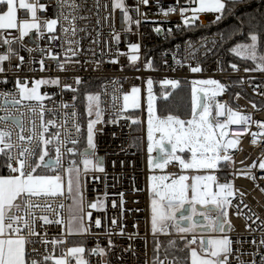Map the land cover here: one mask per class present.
Returning <instances> with one entry per match:
<instances>
[{
	"label": "snow or ice",
	"instance_id": "6c2138e0",
	"mask_svg": "<svg viewBox=\"0 0 264 264\" xmlns=\"http://www.w3.org/2000/svg\"><path fill=\"white\" fill-rule=\"evenodd\" d=\"M150 0H137V5L133 9L137 17L143 16V22L160 23L157 21H148L146 13H142L140 5L148 6ZM251 0H185V5L180 6L179 0H176V6L168 7L167 11L160 8V12L168 17L169 15L179 13L182 20V25H177L178 28L191 29L194 26H205L202 22V16L211 15L210 23L216 25L217 32L214 37H203L199 41L197 47L193 41L186 42L185 51L187 55L183 60H177L175 55L173 60L178 67L184 66V60L189 57L195 58V54L201 49L204 50V56L207 58L210 54L218 55V50H226L229 54L243 60L251 62L254 67H245V72L258 71L264 73V10L260 12H248ZM261 7L264 8V0H260ZM96 8H107L108 5H101L100 0H96ZM157 6H159L157 4ZM50 5L40 4L39 0L36 3H30L28 0H0V30L16 29L19 36L15 38L16 42H21L23 38L28 36L30 32L35 30L40 39H43L45 32L50 35L52 41H56L58 36L55 35L57 25H61V31L64 34L71 33L73 36L77 32L76 21L89 19L88 17L78 15L82 8V4L76 0H55V7L59 9V13L55 18H47L41 20L38 12H47ZM113 10H121L124 13L127 31L131 32L132 24L135 23L138 27L142 21L137 18L133 21L132 15L129 14L130 9L126 5L125 0H113L111 5ZM26 9L30 13V19L20 20L18 18V10ZM112 15L104 19H111ZM231 21H235L232 24ZM229 23L227 28L221 29L220 25ZM97 23H101L99 13L97 14ZM67 26H64V25ZM206 27V26H205ZM83 31L84 29H79ZM154 31L160 34L163 30L156 27ZM167 34H172V29H167ZM113 38L119 44L121 36L113 31ZM237 37L241 40H237ZM14 40L0 35V43L7 46V51L0 54V73L5 72L4 64L10 61L13 55H16L21 64L17 65L20 68L23 65L24 57L19 56L11 45ZM231 42V43H230ZM71 43V42H70ZM211 44V47L208 45ZM225 45H228L225 49ZM141 45L132 43L129 45L133 54L129 55L130 62L135 65L140 59L139 51ZM31 52L32 49H26ZM41 54L44 50L41 49ZM179 51V46L177 48ZM68 52L76 55V50L69 47ZM122 53H117V57ZM167 55V53H165ZM51 59L57 61L61 70H64V65L60 64L59 57L50 55ZM70 59L66 57V60ZM110 63H118V58L110 60ZM41 71L44 68V60L39 61ZM218 70L223 71V61L218 60ZM99 64H97V67ZM192 73H200L202 68L197 63V66L188 65ZM229 67L234 72H239L240 67L236 63H231ZM147 70H155L151 61L146 62ZM7 79L0 80V84H7ZM82 83L80 77H76V85ZM113 83H116L115 81ZM147 140L149 153V165L154 169H165L167 165L173 162H178V165L183 170H219L221 166L230 170L232 180L219 182L215 174L195 175L191 177L192 183H188L190 177L188 175H180L178 178H171L168 175H152L151 191L153 199L151 201V232L155 237L158 233L170 234L169 229L174 228L178 234H193L191 239H187L186 235H182L181 239L185 241V247L189 248L191 264H231L230 258L233 256L232 239L227 235L233 229V225L229 216V210L235 208L237 217L244 215L246 219L252 220L253 217L259 220L260 217L252 211L244 197L246 193L237 189L234 180L240 176H244L253 182L257 181L253 169L259 168L264 171V157L259 161L242 169L235 167L236 161L231 154L232 149H237L241 140L238 136L230 137L231 125H242L250 132L253 144L264 142V121H256L251 114H241L234 110L226 103H221L217 97L224 94L226 85L216 79L193 80L191 82V117L182 119L179 115L167 114L164 116L157 114L155 101L157 97L153 93L154 81L152 78L147 79ZM244 83L243 80L240 81ZM60 86L59 77L54 79H37L34 81V86L29 88L27 83H22L19 79L15 81V89L18 94L17 98L9 99L11 93H0L3 96V104L5 107L13 108L24 107L28 108L33 117L39 111L41 118L40 131L37 133V125L35 119L32 120L31 133L28 136L24 135V121L21 116L5 114L0 116V121L11 123L19 128L20 146L18 151H13L16 147L12 143V133L10 130H0V156L3 163L0 167H4L8 171V175L0 174V264H70V258L75 259V264H88L84 259L86 251L83 246L68 248L66 252H62L59 258L54 257L51 253H47L49 245L57 246L66 243L63 239H47V233L41 237L36 231L38 221H43L44 225L49 224H64L65 221L62 215L58 214V218L52 220L48 215L36 216L35 210L53 211L51 204L39 203L40 200H51L61 197H69L72 199V205L69 206V211L72 213L67 222V231L70 234H88L90 231L89 225L86 223L91 220L92 213L84 211V196L83 190L86 184L87 175L89 172H105L104 160L97 155V144L95 142V126L103 123V109L100 108V95L87 96V121L86 141L87 147L83 152H77L76 145L79 143V135L82 131V126L75 121L77 113H72L73 128L75 129L76 138H71L73 133L67 129L68 114L65 113V118L57 124L55 120H44L46 111L45 101L52 99L46 93L40 91L42 85ZM162 86H170L171 89L180 87V81L176 79H164L161 81ZM259 87V86H257ZM64 89L78 92L79 87L73 88L71 85H64ZM140 92L139 87H133L131 94L123 96L124 104L121 109L115 112L112 123L116 124L119 119H131L123 115V112L131 107H140ZM260 94V93H258ZM171 96V92L163 94V99ZM76 97H73L75 100ZM236 99H240L237 94ZM116 96L113 95V107L115 108ZM63 109L74 108V104L61 103ZM252 107L257 111L253 103ZM213 108L217 111V115L213 116ZM55 111V110H49ZM95 115V119L91 117ZM227 114V119L221 121L219 117H224ZM133 124L139 125V119H132ZM256 125L259 132H251L253 125ZM54 127L57 130L51 133L49 128ZM159 133V137H157ZM39 138L40 152L37 154L30 147L23 146L25 142L29 145ZM259 137V139H258ZM139 139V138H137ZM71 144L72 147H67ZM49 145L55 152V157L49 156ZM170 146V148L168 147ZM131 147H136V144L131 143ZM65 151L69 156L79 154L82 157V167L74 159L68 160V167L64 169L63 156ZM153 152H157L156 156H152ZM182 154H190L189 158H185ZM46 157H48L46 159ZM244 164V161L240 162ZM49 169L53 172L64 170L65 177L61 174L46 175L38 174V169ZM171 180L169 183L168 181ZM257 187H260L257 183ZM214 188L216 190H214ZM264 192V188H260ZM191 194V195H190ZM123 195V194H121ZM237 201L235 204L233 201ZM186 205L188 207H186ZM103 205L90 203L88 207L98 208ZM115 206V205H114ZM197 206H200L198 208ZM64 204L61 203L59 208L63 210ZM244 209H248V213H244ZM214 213V217L212 216ZM250 213V215H249ZM31 217V219L29 218ZM115 223V221H113ZM94 224L97 228L101 226V221L96 219ZM251 228V225H248ZM198 231L223 233L221 238H214L205 241L201 238L199 241L200 251L192 248L191 245L197 244L195 233ZM123 234V232H121ZM35 238V239H33ZM39 243L45 247L47 254L42 256V259H29L33 253L38 254V249H27V245ZM256 244L255 240L252 242ZM176 241H169V247H175ZM260 245H264V238L260 240ZM111 246V241H109ZM181 251L183 249H180ZM154 251L157 256L153 259V264H181L179 258L174 260L167 259V249L165 250V259H160V244L155 243ZM91 254L97 256L106 255L105 249L93 248ZM259 253H247V255L255 257ZM240 255H244L241 253ZM240 255L236 256L237 264H258L253 259L250 262L240 259ZM261 259L259 264H264V254H259Z\"/></svg>",
	"mask_w": 264,
	"mask_h": 264
},
{
	"label": "built area",
	"instance_id": "2783aa9c",
	"mask_svg": "<svg viewBox=\"0 0 264 264\" xmlns=\"http://www.w3.org/2000/svg\"><path fill=\"white\" fill-rule=\"evenodd\" d=\"M30 3H36L37 0H28ZM77 3L82 4V8L78 15L88 17L89 19L77 20V32L73 36L71 33L67 35L61 31V25H57L55 35L58 36L56 41L50 39V35L45 32L43 39H40L38 34L33 30L28 36L23 38L21 42H16L15 38L19 36L16 29L2 30L0 35L14 40L11 47L18 53L19 56L24 57L23 65L17 68L21 62L16 55H13L10 61L5 62V72L0 73V80L7 79V84H0V93L8 92L12 95L9 99L19 98L15 89V81L19 79L22 83H27L28 87L34 86V81L37 79H54L59 77L61 81L60 86L56 85H42L41 92L46 93L52 97L45 101L46 111L44 120H55L57 124L62 122L65 118V113L68 114L67 129L73 133L71 138H76L75 129L73 128L72 113L75 111L77 116L75 121L82 126V131L79 135V143L83 140L85 128L83 126V117L79 105V91L72 92L63 88L64 85H71L73 88H80L87 81L98 82V93L100 95V108L103 109V123L95 126L96 136L95 142L97 144V155L104 160L105 172H89L87 175L86 184L83 190L84 196V211L91 212L92 217L90 221L86 220L90 231L88 234H70L67 231V222L71 215L69 206L72 205L71 198L65 196L51 200H40L39 203H49L53 211L35 210L37 217L41 215H48L50 219L55 220L58 214L63 216L64 224H49L44 225L43 221H38L36 224V231L40 233L41 237L47 233V239H63L64 244L57 246L49 245L47 253H51L54 257L62 248V252H66L71 246L70 240L76 239L83 241L85 247V255L88 264H152V239L154 238L151 232L150 210H149V189L147 176V140L143 130L140 138V147H131V143L135 138L133 131V124L130 114L137 112V119L141 121L139 124L141 128L145 129V111L143 104V94L145 93V86L147 79L150 77L154 81V86L158 84L159 80L176 79L179 81L192 82L196 79H216L226 85V90L223 95L217 97L221 103H226L234 110L241 114H251L256 121H264V73L258 71L245 72V65L238 64L239 72H234L227 66L225 56L218 50V55L210 54L209 57L204 56V50L201 49L195 54V58L189 57L184 60V66L178 67L173 60L175 55L177 60H183L187 55L185 51L186 42L188 40L199 47V41L203 37H214L216 33H207L199 35L198 37L185 36L189 30L178 28L177 25H182L180 14H175L165 17L160 8L167 11L168 7L176 6V0H150L148 6L140 5L142 13H146L148 21H157L160 23L143 22L144 17H137L133 10L137 5V0H125L129 7V14L132 15L133 21L137 18L141 19L142 23L137 27L135 23L132 24L131 32L127 31V23L124 13L121 10H113L111 5L113 0H100L101 5H108L107 8H96V0H76ZM40 4L50 5L47 12L40 11L38 16L43 19L55 18L59 9L55 7V0H39ZM157 4L159 6H157ZM180 6L185 5V0H179ZM101 18V23H97V14ZM111 13V19H104ZM18 18L22 21L30 19V13L26 9L18 10ZM212 19L211 15L202 16L203 25L209 23ZM64 26H67L66 24ZM156 27L162 28V32L157 34L154 29ZM172 29V34H167V29ZM79 29H84L80 31ZM194 30L193 28H191ZM113 31L119 33L121 36L119 44L113 38ZM71 42V43H70ZM132 43H139L141 45L139 55L141 59L133 65L129 60V55L133 54L129 45ZM179 46V51L177 48ZM211 47V44L208 45ZM69 47L76 50V55L68 52ZM26 49H32L31 52ZM41 49L44 54H41ZM7 51V46L0 43V54ZM117 53H122L117 57ZM167 53V55H165ZM50 55L59 57L60 64L64 65V70H61L57 61L49 58ZM70 58V59H67ZM118 58V63H110V60ZM44 60V68L41 71L39 61ZM223 61V71L218 70L217 61ZM151 61L154 66L153 70L146 69V62ZM199 66L202 68L200 73H192L188 65ZM97 64L99 66L97 67ZM76 77H80L82 83L76 85ZM244 83L241 84L240 81ZM116 83H113V82ZM259 86V87H257ZM133 87H139L142 93V114L136 109H127L123 115L131 119H119V122L112 123L115 112L120 110L124 104L123 96L131 94ZM154 88V87H153ZM231 91V93H230ZM260 93V94H258ZM239 94L240 99H236ZM113 95L116 96L115 108L113 107ZM76 97L73 100V97ZM74 104L75 107L63 109L60 107L61 103ZM256 104L257 111L252 107ZM49 110H55L49 111ZM217 111L213 108V116L217 115ZM24 121V135L28 136L31 133L32 120L35 119L37 125V133L40 131L41 118L39 111L35 117L28 108L11 106L5 107L3 104V96H0V116L11 114L14 116H21ZM95 119V115L91 117ZM221 121L227 119V114L224 117H219ZM10 130L12 133V143L16 146L13 151H18L20 146L19 133L20 130L15 125L0 121V130ZM57 129L49 128L51 133ZM251 132H259L260 129L254 124L250 130ZM238 136L241 143L237 149H232L231 154L236 161L235 167L237 169L245 168L254 162L259 161L264 157V142L260 144L252 143V136L242 125L230 126V137ZM259 139V137H258ZM78 143V144H79ZM77 144V145H78ZM77 148L78 153L83 152L86 148ZM25 147H30L34 152L39 154V138L37 137L30 145L25 142ZM67 147H72L68 144ZM49 156L55 157V152L52 146L49 145ZM48 157H46L47 159ZM79 154L76 156H69L65 151L63 156L64 169L68 167V160L74 159L80 163ZM3 157L0 156V164H2ZM244 161V164L240 162ZM50 175L61 174L64 177L66 172L59 170L53 172L46 169ZM38 171V170H37ZM257 177V181L240 176L234 180L235 187L246 193L244 200L249 205L253 212H255L260 219L253 217L248 220L244 215L237 217L235 215V208L229 210V216L233 225V229L227 233L232 239L233 256L230 258L231 264H237L236 256L240 255V259L250 262L255 259L258 264L261 259L259 254H264V245H260V240L264 238V192L260 188H264V171L258 167L252 170ZM161 174L168 175L171 178H177L180 175H188L193 177L195 175H209L215 174L219 182L225 180H232L230 170L221 166L219 170H183L179 167L178 162L170 163L165 169L159 171ZM8 174V171H7ZM66 178V177H65ZM257 183L260 187H257ZM214 190H216L214 188ZM123 194V195H121ZM237 201H233L235 204ZM63 203L64 208L61 210L59 205ZM90 203H97L103 207L90 208ZM115 205V206H114ZM248 213V209L243 210ZM214 213L212 216L214 217ZM250 215V213H249ZM31 219V217H29ZM99 219L101 226L97 228L94 221ZM115 221V223H113ZM251 225V228L248 227ZM123 232V234H121ZM165 234L168 237H178L179 235L172 233ZM181 236V235H180ZM35 239V238H33ZM255 240L256 244L252 242ZM111 241V246H109ZM78 246V245H77ZM29 251L32 248L38 249V254L33 253L29 259H42L44 254H47L45 247L39 243L30 244L26 246ZM105 249L106 255L97 256L91 254L90 250L93 248ZM61 252V253H62ZM259 253L255 257L247 255V253ZM70 264H75V259L70 258Z\"/></svg>",
	"mask_w": 264,
	"mask_h": 264
},
{
	"label": "trees",
	"instance_id": "16d2710c",
	"mask_svg": "<svg viewBox=\"0 0 264 264\" xmlns=\"http://www.w3.org/2000/svg\"><path fill=\"white\" fill-rule=\"evenodd\" d=\"M264 10V8L261 7L260 0H251L250 7L248 8V12H260ZM232 24H235V21H231ZM206 26V27H205ZM205 26H199V27H193L194 30L185 28L189 30L187 33H185V36H193L198 37L199 35L207 34V33H216L217 27L216 25H212L210 22L207 23ZM229 26L228 22H225V24L220 25L219 28L224 29ZM237 40H241V38L237 37ZM231 43V42H230ZM228 45H225V49H227ZM220 53H222L225 56L226 64L229 66L231 63L236 64H243L248 68L254 67V65L251 62H244L243 60L235 57L232 54H229L226 50H220ZM154 90L157 97V103H158V112L161 116L167 115V114H174L179 115L182 119H188L191 117V84L187 81H180V87L177 89H171V87H160L158 84L154 86ZM166 92H171V96L167 98V100L163 99V94ZM98 93V82L97 81H87L79 90V105L81 114L83 117V126L86 128L87 121L89 117L87 116V96L92 94L96 95ZM231 93V91H230ZM135 115L138 113L135 112ZM133 131L136 134L134 140L136 147H140V140L137 139L139 136L138 134L141 132V126L135 124L133 126ZM133 140V142H134ZM79 148H84L83 140L77 145ZM3 163V161H2ZM41 170H44L41 168L38 169V173ZM0 174L6 175L7 169L4 167H0ZM72 215V213H71ZM159 242L160 244V252L159 257L160 259H165V250L167 249V259L174 260L176 258H179V261L181 264H189V249L185 247V241L181 240L179 242V245H175V247H169V241H171L170 238H158V239H152V264L154 257L157 256V253L154 251L155 249V243ZM71 246H77L79 244H82L81 241L76 239L70 240ZM177 244V242H176ZM180 249H183L182 251ZM62 248L59 247V250L56 254V258H59L61 256Z\"/></svg>",
	"mask_w": 264,
	"mask_h": 264
},
{
	"label": "rangeland",
	"instance_id": "374dc122",
	"mask_svg": "<svg viewBox=\"0 0 264 264\" xmlns=\"http://www.w3.org/2000/svg\"><path fill=\"white\" fill-rule=\"evenodd\" d=\"M196 80H206V79H196ZM161 81H163V80H159V82H158V85L160 86V87H162V88H164V87H166V86H162V84H161ZM222 83V82H221ZM191 84V83H190ZM153 87H154V85H153ZM167 87H170V86H167ZM191 88H192V84H191ZM40 91H41V89H40ZM153 93H154V95L156 96V93H155V90H154V88H153ZM140 95V107L139 108H133V107H131V101H129V109H136V110H139V111H141V109H142V93L141 94H139ZM143 104H144V111H145V114H146V116H145V124H146V126H145V129H143V127L141 128V132L139 133L140 134V136H141V134H142V132H143V130H144V132H145V137H146V140H147V118H148V113H147V83H146V86H145V93L143 94ZM155 104H156V109H157V114L158 115H160L159 114V112H158V103H157V99H156V101H155ZM140 114H142V111L140 112ZM130 117L131 118H134V119H137L138 117H137V115H135V114H130ZM189 119V118H188ZM86 128H87V125H86ZM86 128H85V131H84V135H83V143H84V147H87V141H86V135H87V133H86ZM139 134H138V136H139ZM136 135V134H135ZM157 135V137H159V133H157L156 134ZM140 136L138 137L139 138V140H141V138H140ZM135 141L136 140H134V143H135ZM147 146H148V140H147ZM78 152V151H77ZM147 155H148V157H147V170H148V172H149V174H148V176H147V182H148V189H149V210H150V222H151V201H152V199H153V194H152V191H151V180H150V177L152 176V175H157V176H159V175H164V174H161L159 171H161V169H154V168H152L150 165H149V153H148V151H147ZM152 156H155V152H153L152 154H151ZM182 155H184L185 156V158L187 159V158H189L190 157V154H182ZM79 159H80V163H79V165L82 167V164H81V161H82V157L79 155ZM40 170V169H39ZM188 170H194V169H188ZM39 172V171H38ZM37 172V173H38ZM40 172H43V173H38V174H46V175H50L49 174V172L46 170V169H44V170H41ZM66 177V176H65ZM178 178V177H177ZM65 182H66V178H65ZM169 183L171 182V180H169L168 181ZM193 181H192V179H191V177H190V179H189V181H188V183H192ZM191 195V194H190ZM71 202H72V199H71ZM73 203V202H72ZM171 231L172 232H176L175 231V229L174 228H171ZM82 242V244H79L78 246H81V245H83V241H81ZM84 259H86V255H85V253H84Z\"/></svg>",
	"mask_w": 264,
	"mask_h": 264
},
{
	"label": "crops",
	"instance_id": "0c3cea01",
	"mask_svg": "<svg viewBox=\"0 0 264 264\" xmlns=\"http://www.w3.org/2000/svg\"><path fill=\"white\" fill-rule=\"evenodd\" d=\"M9 30H11V29H9ZM2 30H0V32H1ZM6 175H8V174H6ZM172 232V231H171ZM172 233H175V234H177V235H179L178 237H168V236H166L165 234H162V233H158L153 239H158V238H170L171 240H175L176 242H177V244L176 245H179V242L181 241V240H183V239H181V236L182 235H186L187 236V239H191L192 238V235L193 234H178V233H176V232H172ZM181 235V236H180ZM195 235H196V237H197V244H195V245H191V247L192 248H196L197 249V251L199 252L200 251V245H199V241H200V239L201 238H204L205 239V241H207V240H210V239H214V238H221L223 235H225V234H223V233H217V232H207V231H198L197 233H195ZM189 249V248H188ZM189 254V257H188V259H189V264H191V259H190V251L188 252Z\"/></svg>",
	"mask_w": 264,
	"mask_h": 264
},
{
	"label": "water",
	"instance_id": "95a60500",
	"mask_svg": "<svg viewBox=\"0 0 264 264\" xmlns=\"http://www.w3.org/2000/svg\"><path fill=\"white\" fill-rule=\"evenodd\" d=\"M169 148H170V146H168ZM157 155V152H155V156ZM186 207H188L187 205H186ZM198 208H200V206H197Z\"/></svg>",
	"mask_w": 264,
	"mask_h": 264
}]
</instances>
